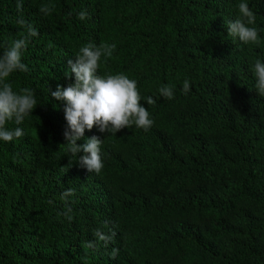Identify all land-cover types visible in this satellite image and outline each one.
<instances>
[{
  "label": "trees",
  "instance_id": "1",
  "mask_svg": "<svg viewBox=\"0 0 264 264\" xmlns=\"http://www.w3.org/2000/svg\"><path fill=\"white\" fill-rule=\"evenodd\" d=\"M20 2L0 0V45L25 31L18 18L38 30L28 71L8 79L34 90L37 107L24 136L0 140V264H264V96L252 72L264 61V0H246L259 45L227 34L241 0H22L18 11ZM87 43H115L98 74L136 80L154 120L148 131L85 130L103 141L99 174L64 145L65 105L51 97L74 83L68 61ZM97 229L115 236L89 249Z\"/></svg>",
  "mask_w": 264,
  "mask_h": 264
},
{
  "label": "clouds",
  "instance_id": "2",
  "mask_svg": "<svg viewBox=\"0 0 264 264\" xmlns=\"http://www.w3.org/2000/svg\"><path fill=\"white\" fill-rule=\"evenodd\" d=\"M22 0L17 4V10H22ZM54 6L50 3L42 4L41 13L51 14ZM238 15L227 25V34L244 44L259 45L260 33L256 25V14L251 10L246 0H241L237 5ZM80 20L87 18V12L78 14ZM17 23L25 29L20 38L11 40L0 54V140L11 142L24 136V129L19 127L25 118L30 116L37 107L34 90L24 87L14 90L9 77L15 72H27L28 67L22 62L23 53L32 38L39 35L38 30L23 18H18ZM116 49L115 43H87L79 49L75 61H68L70 74L75 81L67 87L58 85L55 91H51V97L64 102V116L67 127L64 130V139L69 152L77 156L78 164L89 173L99 174L103 167L101 145L103 141L92 136L85 139V130L91 131L94 127L101 133L116 134L122 129L135 125L148 131L154 124L147 108L141 103L137 81L130 79L124 73L98 74L101 58H111ZM255 77V88L259 96H264V61L255 60L252 66ZM69 75V73H68ZM190 89V81L183 82V92L187 94ZM161 96L173 98L174 85H164L159 88ZM152 97L146 98L148 105L155 104ZM14 121L17 127H8V122ZM83 144H78L80 140ZM83 153V155H78ZM74 195V189H67L62 193V199L67 200ZM72 210L69 207L67 213ZM66 213V214H67ZM71 220V215H68ZM108 222L105 221V227ZM95 240L87 241L86 246L93 249L98 242L105 246L112 241L115 232L105 234L102 229L94 233ZM118 249H113L111 256L118 255Z\"/></svg>",
  "mask_w": 264,
  "mask_h": 264
}]
</instances>
